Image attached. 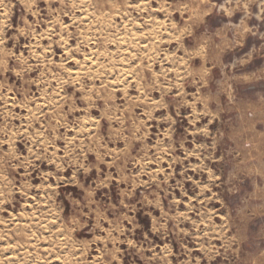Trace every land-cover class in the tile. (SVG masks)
I'll list each match as a JSON object with an SVG mask.
<instances>
[{"label": "rangeland", "instance_id": "obj_1", "mask_svg": "<svg viewBox=\"0 0 264 264\" xmlns=\"http://www.w3.org/2000/svg\"><path fill=\"white\" fill-rule=\"evenodd\" d=\"M0 264H264V0H0Z\"/></svg>", "mask_w": 264, "mask_h": 264}]
</instances>
